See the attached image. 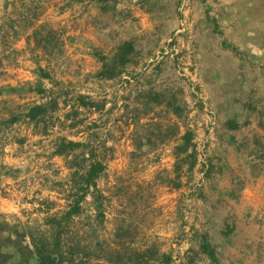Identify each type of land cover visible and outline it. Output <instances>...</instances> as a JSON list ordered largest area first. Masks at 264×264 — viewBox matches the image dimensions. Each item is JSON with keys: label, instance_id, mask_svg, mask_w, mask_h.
Masks as SVG:
<instances>
[{"label": "rangeland", "instance_id": "374dc122", "mask_svg": "<svg viewBox=\"0 0 264 264\" xmlns=\"http://www.w3.org/2000/svg\"><path fill=\"white\" fill-rule=\"evenodd\" d=\"M50 101L0 131L5 264H264V0H0V116Z\"/></svg>", "mask_w": 264, "mask_h": 264}, {"label": "trees", "instance_id": "16d2710c", "mask_svg": "<svg viewBox=\"0 0 264 264\" xmlns=\"http://www.w3.org/2000/svg\"><path fill=\"white\" fill-rule=\"evenodd\" d=\"M107 70H108V65L104 63L101 71H103L102 72L103 74L107 75ZM51 103H54V102L50 101L49 103L47 102L37 103V104L34 103L33 105H30L24 113L20 112V113L12 114L10 117L8 116L7 118H5V116H0V131L4 130V128L7 125L13 123L14 121L19 120L20 118H24L25 121H34V120L39 119L38 117L45 114L46 110L48 109ZM80 104L87 105L86 102H83V101H81ZM184 138H185V142L184 144L180 146V149H182L183 151H187L188 144H189V138H186V137ZM65 141L66 140L63 139L59 142L56 153L61 155L62 153L66 151L65 149L69 148V150H72L75 147L84 146L82 142H76L72 140H67L66 142ZM4 144L5 142L1 141V136H0V149L2 148ZM101 170H102V164L99 161H94L90 163L89 167L86 170H84L82 174H80L81 179H82L81 181L82 185L84 187H88L89 185H91ZM83 186L82 188L84 189ZM81 198H82V195L78 199L75 200L74 204L71 206V209L65 213L68 217L79 211L78 202ZM1 228L2 227H0V229ZM14 228L16 227L13 226L12 229L8 228V230H14L13 234L17 237V239H20L22 236H25L24 232H18ZM49 238H50V241L48 245L44 241L36 242L30 236V242H31V245L33 246V249H32L33 251L28 250V246H25L24 248H26L27 251L33 253L32 256L36 258L37 264H63L60 258V253H59L60 251L58 252L57 250V248L59 247V235L57 233H53L50 235ZM71 249H72L71 253L73 254L74 253L82 254V255L86 254L85 251L80 248L78 243H73V247H71ZM209 253H210V257L213 259L212 252H209ZM6 258H7V255L0 250V264H5ZM152 264H161V263L155 260Z\"/></svg>", "mask_w": 264, "mask_h": 264}, {"label": "crops", "instance_id": "0c3cea01", "mask_svg": "<svg viewBox=\"0 0 264 264\" xmlns=\"http://www.w3.org/2000/svg\"><path fill=\"white\" fill-rule=\"evenodd\" d=\"M107 3V1H104V4H106ZM117 5L119 6V3H117ZM117 7V6H116ZM102 13V16L103 17H106V18H108V19H111V17H112V13L111 12H108V11H106V9H104V11H102L101 12ZM106 36H107V34H106ZM117 38V37H116ZM108 38H105L104 40H102V39H99V41L97 40V42H98V45H99V49L102 51V54L104 55V56H107V55H109V54H113L114 53V51H116V48H112L111 47V42H110V44H107V43H104V41H106ZM117 43V39H116V42L114 43V44H116ZM110 49H111V51H110ZM102 61V62H101ZM101 61H99L98 63V67H97V71H101V69H102V66L104 65V61L103 60H101ZM102 78H103V80H105V81H111L112 80V78L113 77H110V76H101Z\"/></svg>", "mask_w": 264, "mask_h": 264}]
</instances>
